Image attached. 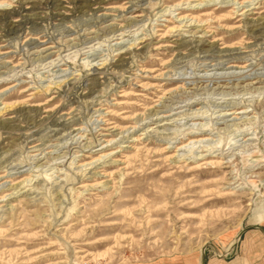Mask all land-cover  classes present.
I'll list each match as a JSON object with an SVG mask.
<instances>
[{
    "label": "rangeland",
    "instance_id": "374dc122",
    "mask_svg": "<svg viewBox=\"0 0 264 264\" xmlns=\"http://www.w3.org/2000/svg\"><path fill=\"white\" fill-rule=\"evenodd\" d=\"M0 264H264V0H0Z\"/></svg>",
    "mask_w": 264,
    "mask_h": 264
},
{
    "label": "bare ground",
    "instance_id": "6f19581e",
    "mask_svg": "<svg viewBox=\"0 0 264 264\" xmlns=\"http://www.w3.org/2000/svg\"><path fill=\"white\" fill-rule=\"evenodd\" d=\"M236 239H238V238H236Z\"/></svg>",
    "mask_w": 264,
    "mask_h": 264
}]
</instances>
